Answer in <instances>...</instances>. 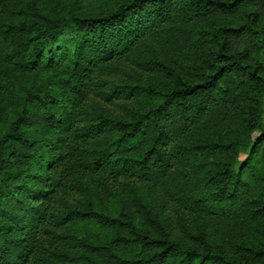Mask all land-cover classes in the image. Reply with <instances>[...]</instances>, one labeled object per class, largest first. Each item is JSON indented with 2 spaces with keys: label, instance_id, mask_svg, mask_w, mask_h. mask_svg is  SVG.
<instances>
[{
  "label": "trees",
  "instance_id": "obj_1",
  "mask_svg": "<svg viewBox=\"0 0 264 264\" xmlns=\"http://www.w3.org/2000/svg\"><path fill=\"white\" fill-rule=\"evenodd\" d=\"M263 106L264 0H0V264H264Z\"/></svg>",
  "mask_w": 264,
  "mask_h": 264
},
{
  "label": "rangeland",
  "instance_id": "obj_2",
  "mask_svg": "<svg viewBox=\"0 0 264 264\" xmlns=\"http://www.w3.org/2000/svg\"><path fill=\"white\" fill-rule=\"evenodd\" d=\"M261 120H262V122L264 124V106H263V109H262V112H261ZM242 155H244V154H241V157H243Z\"/></svg>",
  "mask_w": 264,
  "mask_h": 264
}]
</instances>
